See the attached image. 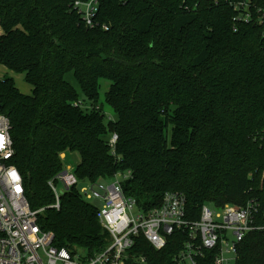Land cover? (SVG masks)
Masks as SVG:
<instances>
[{
  "label": "trees",
  "instance_id": "obj_1",
  "mask_svg": "<svg viewBox=\"0 0 264 264\" xmlns=\"http://www.w3.org/2000/svg\"><path fill=\"white\" fill-rule=\"evenodd\" d=\"M238 1L98 0L87 27L73 0H0V65L31 87L23 94L0 78L11 163L56 248L94 255L108 243L76 186L52 207L47 183L70 154L80 183L119 176L144 209L167 192L183 194L195 217L205 204L255 200L264 224V27L234 22ZM182 241L175 232L156 251L140 236L131 252L175 264ZM199 264H213L212 253ZM236 264H264V230L245 236Z\"/></svg>",
  "mask_w": 264,
  "mask_h": 264
},
{
  "label": "built area",
  "instance_id": "obj_2",
  "mask_svg": "<svg viewBox=\"0 0 264 264\" xmlns=\"http://www.w3.org/2000/svg\"><path fill=\"white\" fill-rule=\"evenodd\" d=\"M73 5L85 25L93 27L98 0H73ZM233 10L234 22H254L264 27V7L257 6L253 0L233 3ZM10 131L9 119L0 114V264H146L144 256L131 252L136 239L142 236L159 251L175 232L184 237L173 259L175 264H199L209 253L213 264H236L237 250L245 236L264 230V224L256 221L259 204L255 200L243 206L221 208L205 204L195 217L188 211L183 194L167 192L160 206L144 209L124 194L123 179L119 176L111 182L80 183L72 168L66 166L47 183L53 194L52 207L58 209L61 194L76 186L85 201L102 204L97 207L96 216L108 235V243L94 255L58 249L53 245L54 235L42 230L38 223L41 210H31L25 198L22 177L11 163L14 148ZM115 141L114 135L111 145ZM80 184L87 186L78 188Z\"/></svg>",
  "mask_w": 264,
  "mask_h": 264
},
{
  "label": "rangeland",
  "instance_id": "obj_3",
  "mask_svg": "<svg viewBox=\"0 0 264 264\" xmlns=\"http://www.w3.org/2000/svg\"><path fill=\"white\" fill-rule=\"evenodd\" d=\"M3 77H11L14 80L15 86L17 87V89L23 93V94H30V92L28 90L31 89V87L25 83L23 81V76L20 74H15L14 72L4 68L3 66L0 65V78ZM67 80L71 83V85H73L77 90L78 86L76 85L72 74H67L66 75ZM110 82L108 81H101V88L99 90V94H100V103H103L104 101V94L106 93L108 87H109ZM105 109V113L107 115H111L110 111L111 109L107 106H104ZM63 157H65V155H63ZM79 161V156L77 154H70L67 156L66 160H65V164H64V170L66 169V166H69L70 168H73ZM83 186H87L86 184L83 185H78V188H81ZM58 190L61 191L62 187L60 184H58ZM89 203H91L92 205H94L95 207H101V203L98 201H90Z\"/></svg>",
  "mask_w": 264,
  "mask_h": 264
},
{
  "label": "crops",
  "instance_id": "obj_4",
  "mask_svg": "<svg viewBox=\"0 0 264 264\" xmlns=\"http://www.w3.org/2000/svg\"><path fill=\"white\" fill-rule=\"evenodd\" d=\"M31 90V89H30ZM30 90H28L30 92Z\"/></svg>",
  "mask_w": 264,
  "mask_h": 264
},
{
  "label": "snow or ice",
  "instance_id": "obj_5",
  "mask_svg": "<svg viewBox=\"0 0 264 264\" xmlns=\"http://www.w3.org/2000/svg\"><path fill=\"white\" fill-rule=\"evenodd\" d=\"M0 139H2V138H0Z\"/></svg>",
  "mask_w": 264,
  "mask_h": 264
}]
</instances>
